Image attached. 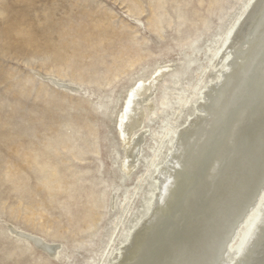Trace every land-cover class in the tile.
I'll use <instances>...</instances> for the list:
<instances>
[{
	"label": "rangeland",
	"instance_id": "374dc122",
	"mask_svg": "<svg viewBox=\"0 0 264 264\" xmlns=\"http://www.w3.org/2000/svg\"><path fill=\"white\" fill-rule=\"evenodd\" d=\"M248 2L0 0V264H110ZM151 81L128 171L120 117Z\"/></svg>",
	"mask_w": 264,
	"mask_h": 264
},
{
	"label": "bare ground",
	"instance_id": "6f19581e",
	"mask_svg": "<svg viewBox=\"0 0 264 264\" xmlns=\"http://www.w3.org/2000/svg\"><path fill=\"white\" fill-rule=\"evenodd\" d=\"M244 13L247 19L229 42ZM244 13L229 27L220 56L227 57V66L207 84L187 126L175 131L167 156L156 165L147 213L110 264H264V162L253 163L255 148L262 149L257 127L264 119V0H249ZM153 87V81L138 84L120 117L128 171L140 158L143 137L135 134L143 126L142 107ZM231 159L236 173L217 189Z\"/></svg>",
	"mask_w": 264,
	"mask_h": 264
},
{
	"label": "water",
	"instance_id": "95a60500",
	"mask_svg": "<svg viewBox=\"0 0 264 264\" xmlns=\"http://www.w3.org/2000/svg\"><path fill=\"white\" fill-rule=\"evenodd\" d=\"M255 2V1H254ZM252 5H254V4H252ZM252 5H251V7H252ZM251 7H249V8H251ZM249 11H250V9H249ZM248 15H249V13H244V15L242 16V19H240L241 21H238V23H237V25H236V28H235V31L230 35V38H229V42H231V40H234L235 39V37H237L236 36V34L239 32L238 31V29L240 28V26H241V24H242V22H244L246 19H247V17H248ZM263 124V126H260L259 128L257 127V129H258V133H257V137H258V139H259V146H261L262 147V149L258 152V146L255 148V156H254V166H257L258 164H260V162L259 161H263L264 162V131H263V127H264V119L261 121ZM260 134V135H259ZM243 145V147L242 148H246L247 147V145H246V143L244 144H242ZM240 153H241V150L239 151ZM242 154V153H241ZM242 156V155H241ZM239 157V156H238ZM252 162V161H251ZM235 165H236V163H235V161H233V159H231L230 160V162H228V167H227V169L226 170H224V174L222 175V179H220L218 182V187H217V189L220 187H223L224 186V184L226 183V181L227 180H230V178L231 177H229V175L231 176L232 174H234V173H236V171H235ZM245 164L243 163V166H244ZM214 167H215V161H214V163H212V167H210V170L213 168L214 169ZM246 167H247V165L245 166V169H246ZM212 169V170H213ZM248 171L250 172V170L248 169ZM247 171V172H248ZM255 171H257L256 170V167H255V170H253V174H254V172ZM212 172V171H211ZM231 172V173H230ZM248 174V173H247ZM210 175V174H209ZM225 176L227 177L226 179H224L225 178ZM252 176V175H251ZM250 176V177H251ZM209 177V176H208ZM232 207H233V205H232ZM153 208V207H152ZM152 208H151V210H152ZM231 209V208H230ZM226 212H228V211H224L223 212V214L225 215L226 214ZM231 213V211H229L226 215H229ZM144 221V220H143ZM143 221H142V223H143ZM242 220H240V222H241ZM142 223H140L139 225H138V227L133 231V233H132V235L130 236V239H131V237L133 236V234L139 229V227L142 225ZM239 225V224H238ZM238 225L235 227V231H233V233L231 234V236L233 237V236H235V234H236V230H237V228H238ZM252 238V237H251ZM129 239V240H130ZM129 240H128V242H129ZM38 244V243H37ZM128 244V243H127ZM38 245H40V244H38ZM44 247V246H43ZM45 248V247H44ZM47 251H50V252H53L54 251V249H55V247H53V246H50V247H46L45 248ZM226 251H227V249H225ZM220 251V250H219ZM225 251V252H226ZM224 252V253H225ZM227 253V252H226ZM225 253V254H226ZM222 255V254H221ZM121 257V255L119 256V258ZM223 257H224V255L222 256V259H221V261H224V259H223Z\"/></svg>",
	"mask_w": 264,
	"mask_h": 264
}]
</instances>
